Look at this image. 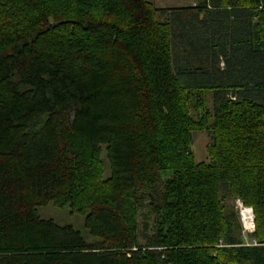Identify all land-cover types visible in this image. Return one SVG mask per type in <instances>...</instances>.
<instances>
[{"label":"trees","instance_id":"1","mask_svg":"<svg viewBox=\"0 0 264 264\" xmlns=\"http://www.w3.org/2000/svg\"><path fill=\"white\" fill-rule=\"evenodd\" d=\"M157 12L0 0V264H264V0ZM204 92L210 125L186 113ZM196 127L208 164L187 151ZM222 188L252 209L256 244ZM50 203L86 214L94 241L41 218Z\"/></svg>","mask_w":264,"mask_h":264},{"label":"rangeland","instance_id":"2","mask_svg":"<svg viewBox=\"0 0 264 264\" xmlns=\"http://www.w3.org/2000/svg\"><path fill=\"white\" fill-rule=\"evenodd\" d=\"M202 1L203 0H148V3H150L153 8L157 9V18L160 21H166L170 18L171 11L183 8H192L199 5ZM173 43V56L175 58L176 64L178 65V63L181 62V58L183 57V48L179 41L175 38ZM186 109L188 118L199 122L204 119V121L208 122L210 125V122L212 121L211 116L213 111L211 93L204 92L202 96L201 93H196V95L190 98L187 102ZM211 136V132L207 128L198 129V127H196L194 129H191L189 133V143L187 144V151L190 154L192 163L194 165L208 164L211 161V157L208 154V147L212 140ZM101 160L105 166V177H107L109 169L107 166V159L104 151L101 154ZM168 176L171 177L172 173H168ZM219 194L220 199L225 206L226 213H233L236 216L237 224L240 227V232L238 234L240 235L244 245L251 246L256 244L253 237H251V234L255 230L254 214L252 212V209L244 207L239 199H233V197L228 192V189L222 188ZM243 208L250 209L252 212V228L246 227L245 222L242 219L243 217H241ZM38 212L41 218L53 220L59 225H72L76 230L81 232V234L88 242L94 241V238L89 236L85 228V220L87 216L86 214L76 213L68 205L60 206L52 203L48 204L46 207L40 208ZM141 227L143 228V225H141ZM222 246L223 242L219 241L218 245L212 247L215 249L212 250L210 256L212 258L217 257V251Z\"/></svg>","mask_w":264,"mask_h":264},{"label":"bare ground","instance_id":"3","mask_svg":"<svg viewBox=\"0 0 264 264\" xmlns=\"http://www.w3.org/2000/svg\"><path fill=\"white\" fill-rule=\"evenodd\" d=\"M241 217H243L242 219L244 220L246 227L252 228V223H251L252 212H251V210L243 208Z\"/></svg>","mask_w":264,"mask_h":264}]
</instances>
